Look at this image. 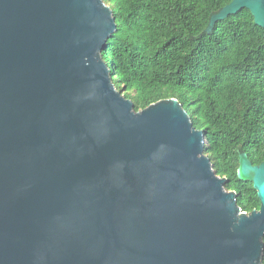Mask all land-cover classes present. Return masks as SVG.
Wrapping results in <instances>:
<instances>
[{
	"label": "water",
	"instance_id": "obj_1",
	"mask_svg": "<svg viewBox=\"0 0 264 264\" xmlns=\"http://www.w3.org/2000/svg\"><path fill=\"white\" fill-rule=\"evenodd\" d=\"M264 28V0H232ZM104 0H0V264H263L264 162L248 213L176 98L135 109L102 50Z\"/></svg>",
	"mask_w": 264,
	"mask_h": 264
},
{
	"label": "trees",
	"instance_id": "obj_2",
	"mask_svg": "<svg viewBox=\"0 0 264 264\" xmlns=\"http://www.w3.org/2000/svg\"><path fill=\"white\" fill-rule=\"evenodd\" d=\"M117 30L102 50L113 82L140 110L176 98L202 130L207 154L245 212L260 209L240 155L264 162V28L247 8L218 21L232 0H104ZM264 264V260H263Z\"/></svg>",
	"mask_w": 264,
	"mask_h": 264
}]
</instances>
